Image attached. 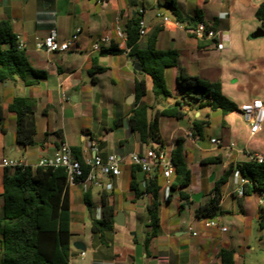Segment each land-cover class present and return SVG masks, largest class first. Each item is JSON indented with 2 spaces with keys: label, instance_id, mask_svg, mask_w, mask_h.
<instances>
[{
  "label": "crops",
  "instance_id": "1",
  "mask_svg": "<svg viewBox=\"0 0 264 264\" xmlns=\"http://www.w3.org/2000/svg\"><path fill=\"white\" fill-rule=\"evenodd\" d=\"M137 1V6L131 7L130 2L135 0H0V20L11 21L32 66L47 74L31 87L25 86L20 79L0 84L3 107L0 163L14 160L36 168L41 158L54 156L62 140L71 149H80L84 159H92L95 154L103 161L113 154L127 157L117 177L97 169V178L102 186L92 182L68 185L73 234L70 264H221L220 252L223 249L234 250L236 264H244L236 248L235 235L225 238L221 229L206 228L205 223L213 219L198 218L195 210L200 201L205 203L210 199L214 181L234 164L251 161L257 154L264 156V131L251 135L249 122L240 111L226 116L215 111L221 113V125L208 137L205 136L206 128L202 132L203 138L188 134L192 132L195 118L209 119L207 109L191 111L181 120L161 117L163 146L174 152L178 142H182L192 182L188 187L171 192L169 186L174 176L167 181L161 169L154 170L151 178L156 177L161 184V231L146 246L151 197L144 192L151 178L134 166L128 156L144 153L150 147L140 143L129 120L137 103V84L140 82L146 86V94L140 101L153 107L151 115L174 105L180 98L177 78L182 68L192 76L220 82L222 88L230 85L227 83L234 78L236 83L240 82L242 71L235 62L244 57L249 45L257 43L248 34H252L256 27L264 28L256 16L264 0H178L188 16L193 17L201 11L205 25L212 26L217 18L228 21L229 28L213 30L216 37L206 40H200L187 30L185 23L177 22L173 14L162 6L164 0ZM137 11L148 28L147 35L140 37L138 46L146 50L155 37L158 50L179 54V65L165 69L171 97L154 95L151 79L135 70V56L124 51L117 36V28L125 25ZM163 16L169 21L164 22ZM78 29H81L78 41L66 52L51 53L38 46L52 30L56 31L58 41L64 42ZM107 37L110 40L95 50V44ZM226 52L234 58L227 65L224 62ZM169 79L174 82L172 86H168ZM16 96L35 102V144L26 148L16 142V114L10 110ZM131 96L135 98L131 99ZM254 99L264 102L263 93L257 90L253 97L240 98L237 106L240 108ZM212 138H219L222 145L212 144ZM217 155L222 156V163H204ZM3 171L4 168L0 167V211L3 205ZM235 172L232 171L223 186L220 207L224 214L214 218L222 226H225V217L234 212L235 203H238L241 215L246 214L247 199L252 195L258 197L257 215L262 207L259 192L246 196L244 179L240 174L236 176ZM132 182L142 192L139 196L131 189ZM109 183L113 186L111 190L106 189ZM180 192L187 193L189 201L181 200ZM170 193L171 198L167 200ZM199 193L202 197L196 202L193 195ZM103 198L115 207L114 217L117 216L118 222L114 220V229L100 237L91 232V220L102 217ZM174 202H177V209L171 213V226L165 229L162 208ZM180 204L185 206L180 208ZM76 242H82L86 249H76L73 246ZM81 252L85 255L81 256Z\"/></svg>",
  "mask_w": 264,
  "mask_h": 264
},
{
  "label": "trees",
  "instance_id": "2",
  "mask_svg": "<svg viewBox=\"0 0 264 264\" xmlns=\"http://www.w3.org/2000/svg\"><path fill=\"white\" fill-rule=\"evenodd\" d=\"M137 0L129 6L136 7ZM162 6L168 9L175 20L185 23L186 29L194 31L198 24L204 22L201 11L191 17L183 12L178 0H164ZM257 18L264 27V3L256 12ZM139 11L121 27L126 34V45L130 49L129 55L138 57L142 66L141 73L149 76L156 97L168 98L171 93L167 87L165 69L179 65V54L176 51L158 50L153 37L146 50L138 46ZM207 30L229 28L228 21L215 19L214 24L205 25ZM194 34V33H193ZM195 35V34H194ZM114 49V47H113ZM120 50V48H117ZM44 71L35 69L29 61L26 51L20 47L18 35L15 33L10 20H0V84L11 83L20 79L27 87L35 86L46 78ZM180 98L174 105L157 111L151 115L152 106L140 101L146 94L144 82L137 84V103L132 110L129 123L137 133L143 146L153 147L163 145L160 133V118L168 117L177 120L185 119L191 111L200 112L204 109L220 111L226 116L240 111L222 94L220 82H210L192 76L185 69H180L177 78ZM35 102L23 96H16L10 105V110L16 114L17 129L16 142L26 148L35 144L37 128L34 118ZM3 121V107L0 102V127ZM223 126L225 125L222 123ZM210 126L209 119H194L191 130L194 136L203 138L202 132ZM264 131V128L263 130ZM75 157L84 163L82 151L72 148ZM174 173L169 189L171 192L178 188L188 187L192 182V173L186 159V153L179 141L173 152ZM222 156L217 155L205 160V164H220ZM85 168V174L89 168ZM238 171L245 180L243 192L250 196L255 192H264V162H238L218 180L214 181L210 191V199L198 203L196 216L202 219H214L224 214L220 203L223 197V186L227 183L232 171ZM163 176V174H162ZM164 177V176H163ZM131 189L139 196L142 192L131 184ZM161 184L158 179L151 178L146 185L147 193L151 197L148 207L150 223L149 235L145 241L160 234ZM3 205L0 211V264H70L71 239L70 201L68 194L67 172L64 168L32 167L21 165L14 168H4L3 171ZM171 193L167 200H170ZM180 199L189 201L190 196L180 192ZM185 204H180L183 208ZM102 217L91 220V232L102 237L114 229L115 207L102 199ZM260 225L264 228V207L259 210ZM236 252L223 249L220 252L221 264H236Z\"/></svg>",
  "mask_w": 264,
  "mask_h": 264
},
{
  "label": "built area",
  "instance_id": "3",
  "mask_svg": "<svg viewBox=\"0 0 264 264\" xmlns=\"http://www.w3.org/2000/svg\"><path fill=\"white\" fill-rule=\"evenodd\" d=\"M162 17V15H159ZM163 21L168 22L169 18L163 16ZM147 24L141 19L139 20V36L144 37L147 35ZM81 29H78L72 38L67 41L59 42L57 39V34L55 30H52L50 34L38 44L39 48H44L46 51L51 53H62L70 50L74 43L78 41L79 33ZM195 36L200 40L213 39L216 37V32L213 30H207L205 24L202 22L198 24L196 29L193 31ZM117 36L122 41L124 46V51L129 54L130 49L126 45L127 37L126 34L117 28ZM110 39L102 38L94 46L95 50L101 48V44L108 42ZM22 48V44H20ZM240 112L247 118L250 125V134L256 135L260 133L264 128V102L260 99H254L253 101L243 104L240 107ZM193 137V133L188 134ZM211 143L216 146H221L222 141L219 138H212ZM173 149L169 150L163 145L155 144L153 147L147 149L144 153H132L128 156L130 162L139 168V170L146 175L147 178H151L154 170L156 168L161 169L164 178L169 181L174 173V161H173ZM127 157H122L117 154H113L107 157L105 161L98 156L94 155L92 159H84V163L78 160L71 147L65 142L61 141L57 152L52 157H43L39 160L36 167H53V168H64L67 172V181L69 184H74L75 182H92L98 186H102L97 178V169L102 173L111 174L113 177L120 175V166ZM251 161H257L259 163L264 162L263 155H255L252 157ZM23 165L21 162L14 160H6L0 163L2 168H14ZM88 167L89 171L85 174V168ZM235 175L238 176L239 172L236 171ZM245 182V180H242ZM112 184L106 185L107 190L112 189ZM260 195V205L264 207V192H259ZM206 228H219L223 232L227 231V228L222 226L217 220H209L205 223ZM192 231V229H191ZM193 235H197L196 232H192ZM85 253L81 252V256Z\"/></svg>",
  "mask_w": 264,
  "mask_h": 264
},
{
  "label": "rangeland",
  "instance_id": "4",
  "mask_svg": "<svg viewBox=\"0 0 264 264\" xmlns=\"http://www.w3.org/2000/svg\"><path fill=\"white\" fill-rule=\"evenodd\" d=\"M259 29L264 32V28L256 27L252 34H248V37L251 38ZM253 40L257 43L254 46L249 45L244 57L235 62L236 66H239L242 71L240 82L236 83V78H234L233 81L227 83L230 85H225L222 88V94L234 104H237L240 98L253 97L257 90L261 91L264 97V35ZM224 59L227 65L234 58L226 52ZM173 84L174 82L169 79L168 86ZM230 86L232 87L230 88ZM16 93L20 92L16 90ZM207 111L210 113L209 120L211 124L206 129V137L213 135L221 125V113L210 109H207ZM257 200L256 195H252V198L247 199L248 208L244 215H241L239 205L235 203L234 212L225 217L224 227L227 228V231L222 236L228 238L230 234L235 235L236 248L240 252L244 264H264V228L261 227V219L257 215ZM176 209L177 202L163 205L164 219L162 224L165 229L171 226L170 216L172 212H176Z\"/></svg>",
  "mask_w": 264,
  "mask_h": 264
},
{
  "label": "water",
  "instance_id": "5",
  "mask_svg": "<svg viewBox=\"0 0 264 264\" xmlns=\"http://www.w3.org/2000/svg\"><path fill=\"white\" fill-rule=\"evenodd\" d=\"M262 35H264V32L261 29H259L256 33H254L251 36V38L255 39V38H258V37H260ZM135 60H136L135 65H134L135 70L141 71L142 70V66H141L140 62L138 61V57H135ZM5 84H7V83H5ZM134 98H135V96H131V99H134ZM201 197H202L201 193L193 195V199L196 202H198L201 199ZM114 220L115 221L118 220L117 216L114 217ZM73 246L76 249H79V250H85L86 249L85 245L82 242H76V243L73 244Z\"/></svg>",
  "mask_w": 264,
  "mask_h": 264
}]
</instances>
